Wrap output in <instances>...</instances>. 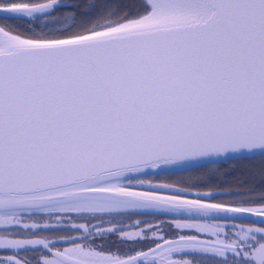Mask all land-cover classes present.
Here are the masks:
<instances>
[{"label":"snow or ice","instance_id":"snow-or-ice-1","mask_svg":"<svg viewBox=\"0 0 264 264\" xmlns=\"http://www.w3.org/2000/svg\"><path fill=\"white\" fill-rule=\"evenodd\" d=\"M57 4L0 0V12L33 17ZM139 8L135 17L81 26L71 38L22 39L0 25V224H19L32 210L101 220L96 214L145 208L192 219L264 217V206H243L249 201L206 202L212 192L187 199L158 195L166 184L135 188L146 183L141 175L149 169L191 166L202 157L264 159V0H140ZM73 227L84 239L143 234ZM175 227L216 239L180 235L165 241L169 256L157 245L127 259L98 250L93 239L37 264H140L150 256V264H193L170 258L185 249L212 253L218 264H264V235H255L264 227L240 228L231 241L220 239L229 235L227 225L177 221ZM26 245L51 252L45 240L0 238V249ZM0 264L32 261L9 255Z\"/></svg>","mask_w":264,"mask_h":264},{"label":"flooded vegetation","instance_id":"flooded-vegetation-1","mask_svg":"<svg viewBox=\"0 0 264 264\" xmlns=\"http://www.w3.org/2000/svg\"><path fill=\"white\" fill-rule=\"evenodd\" d=\"M0 24L3 25V18H0ZM145 184L143 187H147L148 183H161L156 181L153 177L143 179ZM135 186H139L136 184ZM180 190V189H179ZM164 193H170L175 191V194H187V193H203L212 192L213 197H204L207 202H220L221 200H245L249 201L244 205L248 206H264V190L261 195L252 192H246L247 190L239 191L238 189H221V190H187L184 189L178 192L176 188L172 186L161 190ZM231 193V195H229ZM198 198L197 196L193 197ZM101 216V219H94L92 215H78V216H29L21 220L16 228H11L7 230L0 231V238H5L9 240H45L51 252L45 249L43 245H26L23 249H0V259H6L9 255L15 256L19 259L27 258L32 261V264H37V262H42V260L47 258H52V252L57 250L63 251L65 248L73 246V242L81 244H93L99 247H111L116 249L122 255L123 259H127L129 256L136 255L133 253L131 248L138 243L139 237L132 240L121 241L118 234H108L104 237H89L84 239V233L82 229L74 228L73 225L76 224H88L92 231H95L97 227L109 228V227H122L125 232H137V231H149L155 230L157 233H162L158 240L152 242L147 248L142 250L143 252H151L152 249L157 248V245L162 246L158 251H160L164 256H169L166 251H162L164 248L169 247L165 244V241H178L180 235H196L198 239L206 242H212L216 237L208 233H199L195 229H177L175 223L177 221L181 223H208V224H220L227 225L226 231L229 233L227 237L223 234L220 239L227 238L229 241L236 239V231L240 228H261L264 227V223L255 221H241V220H225V219H199V220H189V219H158L153 217H145L140 215L122 216L119 219L118 216L113 215H97ZM47 217V218H46ZM57 217L61 218L63 223L60 225L56 224ZM121 217V216H120ZM115 220L117 223L113 224L112 221ZM24 224H37L39 227L24 228ZM45 224L50 225L49 227H44ZM235 225V228L232 227ZM31 233V234H29ZM257 238L264 234H255ZM141 252V251H140ZM231 256V254H229ZM170 258L176 261H182L184 259H189L193 261V264H218L221 259L216 257L212 253H200L192 252L191 250L185 249L182 252H174L170 255ZM152 257H149L148 261H141L140 264H150ZM158 259V258H157ZM239 259V257H237Z\"/></svg>","mask_w":264,"mask_h":264},{"label":"trees","instance_id":"trees-1","mask_svg":"<svg viewBox=\"0 0 264 264\" xmlns=\"http://www.w3.org/2000/svg\"><path fill=\"white\" fill-rule=\"evenodd\" d=\"M134 2L139 3L140 0H58L57 6L48 13L27 18H3V25L11 28V33L25 38H66L81 31V26L91 27L97 21L103 23L102 18L137 16L140 12L133 8ZM154 179L177 190L238 189L256 193L259 197L264 190V159H237L181 173L161 175ZM187 194L197 196L193 193ZM146 216L164 219L158 215Z\"/></svg>","mask_w":264,"mask_h":264},{"label":"water","instance_id":"water-1","mask_svg":"<svg viewBox=\"0 0 264 264\" xmlns=\"http://www.w3.org/2000/svg\"><path fill=\"white\" fill-rule=\"evenodd\" d=\"M41 13H36L34 15H39ZM0 17H17V18H23L24 16H19L16 14H12V13H7V12H0ZM14 35V34H12ZM22 38V37H20ZM25 39V38H22ZM239 158H243L241 157L239 154H235V153H225L222 155H213V156H208V157H202L199 158L196 161L190 162L191 166H185V167H177V166H167V167H162V168H158V169H149L147 170V172L143 175H141V177H146V176H151V175H160V174H168V173H178V172H182V171H187L189 169L192 168H196V167H200V166H205V165H210V164H216V163H221V162H225L228 160H233V159H239ZM136 190H150L149 188H142V186H135ZM158 195H170V194H166V193H162V192H158ZM187 199H191L188 197H184ZM43 215V214H77V213H61V212H56V211H43V210H32V212H24L21 214V216L23 215ZM111 214H146V215H158V216H166V217H183V218H189L187 215L185 214H177L174 212H165L163 210H158V209H153V208H145V209H130V210H126L124 212L121 213H111ZM98 215V214H96ZM228 216L233 217L231 219H225V220H247V221H255V222H261V220H264V217H258L254 214H228ZM21 218V217H20ZM203 219H213L212 217H206ZM215 219H223V218H215ZM18 224L13 223L10 225H4V224H0V229H6V228H10L13 226H17ZM55 252H52V254Z\"/></svg>","mask_w":264,"mask_h":264},{"label":"rangeland","instance_id":"rangeland-1","mask_svg":"<svg viewBox=\"0 0 264 264\" xmlns=\"http://www.w3.org/2000/svg\"><path fill=\"white\" fill-rule=\"evenodd\" d=\"M133 8H135V11L140 12V8H139V3L134 2V6ZM139 232V231H137ZM143 232V231H142ZM162 235V233H157L155 232V230H149L146 232H143V234L139 237L138 243L135 244L132 248L131 251L133 253H137L140 252L142 250H144L145 248H147L149 245L152 244V242L158 240ZM89 245V244H86ZM94 247H96L98 250H105V251H110L112 254L115 255H119L122 258V255L119 251H117L116 249H112L111 247H99L96 245H93ZM168 247L164 248L162 251H165Z\"/></svg>","mask_w":264,"mask_h":264}]
</instances>
